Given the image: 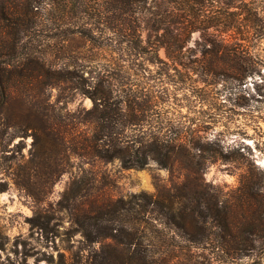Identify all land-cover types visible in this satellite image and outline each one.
<instances>
[{"label": "rangeland", "instance_id": "rangeland-1", "mask_svg": "<svg viewBox=\"0 0 264 264\" xmlns=\"http://www.w3.org/2000/svg\"><path fill=\"white\" fill-rule=\"evenodd\" d=\"M111 8L104 17L79 13L59 22H117ZM124 16L138 22L144 41H171L186 22L193 28L180 35L187 41L179 57L161 45L122 63L161 97L147 125L170 120L174 132L203 136L204 150L191 152L192 161L177 156L170 168L154 160L124 168L118 159L54 146L42 152L32 129L5 117L0 103V264H102L111 239H83L76 218L101 203L141 208L158 190L174 192V218L146 204L138 245L173 251L170 264H264V0H141ZM113 56L101 50L97 68L113 65ZM68 85L44 91L59 97L62 126L80 139L92 130L81 116L93 101ZM198 192L207 204L192 197Z\"/></svg>", "mask_w": 264, "mask_h": 264}, {"label": "trees", "instance_id": "trees-1", "mask_svg": "<svg viewBox=\"0 0 264 264\" xmlns=\"http://www.w3.org/2000/svg\"><path fill=\"white\" fill-rule=\"evenodd\" d=\"M102 1L0 0V103L6 110L2 112L32 129L38 151L54 146L79 156L118 159L124 168L144 167L151 160L170 168L181 154L192 161L194 154L204 150L203 136L174 132L170 120L158 127L147 125L145 116L161 97L155 88L144 89V74L137 72L134 76L122 61L127 56L156 52L161 45L168 55L179 57L187 41L180 35L193 28L186 22L174 31L171 41H144L138 22H124L126 7L141 0ZM109 5L119 12L114 15L117 22H59L64 16L79 13L104 17ZM51 18L57 20L44 22ZM106 31L107 39L101 40ZM106 49L115 55L113 65L97 68L101 50ZM63 84L89 95L93 101L89 108H83L81 116L91 121L92 130L80 139L70 136L62 126L64 105H60L59 97L51 101L44 91L54 86L64 88ZM140 195L146 197L143 192ZM153 196L141 203V208L130 200L129 205L101 203L76 218L83 239H111L102 247V264H170L173 251L137 244L136 222L140 212L147 210L146 204L155 206L148 212L157 211L167 221L174 218V192L164 194L158 190ZM193 196L197 203L207 204L202 200L204 193ZM189 210L201 208L192 206Z\"/></svg>", "mask_w": 264, "mask_h": 264}]
</instances>
